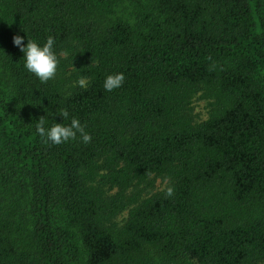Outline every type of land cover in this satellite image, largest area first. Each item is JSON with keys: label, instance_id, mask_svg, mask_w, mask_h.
Wrapping results in <instances>:
<instances>
[{"label": "trees", "instance_id": "16d2710c", "mask_svg": "<svg viewBox=\"0 0 264 264\" xmlns=\"http://www.w3.org/2000/svg\"><path fill=\"white\" fill-rule=\"evenodd\" d=\"M16 34L54 37V78ZM0 264H264V0H0Z\"/></svg>", "mask_w": 264, "mask_h": 264}, {"label": "clouds", "instance_id": "9594fccd", "mask_svg": "<svg viewBox=\"0 0 264 264\" xmlns=\"http://www.w3.org/2000/svg\"><path fill=\"white\" fill-rule=\"evenodd\" d=\"M24 36L16 34L12 37V42L23 53V67L27 72L32 73L41 83L47 82L54 78L57 73L60 59L66 55L64 51H57L55 48L54 37L49 35L44 42L40 43L34 39L27 37V43L22 41ZM125 80L123 72L109 73L104 77L103 88L105 91L111 92L122 86ZM76 83L80 87L86 86V78L80 77ZM58 114L62 120L69 118L66 109H60ZM35 132L45 143L61 144L70 140L79 139L87 144L91 139V135L85 131V126L76 117H71L69 123H53L46 125L44 116L40 117L35 124ZM173 188L167 187L165 195L171 196Z\"/></svg>", "mask_w": 264, "mask_h": 264}, {"label": "rangeland", "instance_id": "374dc122", "mask_svg": "<svg viewBox=\"0 0 264 264\" xmlns=\"http://www.w3.org/2000/svg\"><path fill=\"white\" fill-rule=\"evenodd\" d=\"M193 108H194L195 120L197 122H202V121L208 119L209 107H208L207 101L196 98L194 100V103H193ZM166 184H167V182L163 181L160 178L154 180L152 187L148 186L144 189L145 192H142L141 199H144V198L150 196L151 194H154L158 191L163 190L165 188ZM127 217H128V213L124 212L116 218V222L118 224H122L127 219Z\"/></svg>", "mask_w": 264, "mask_h": 264}]
</instances>
